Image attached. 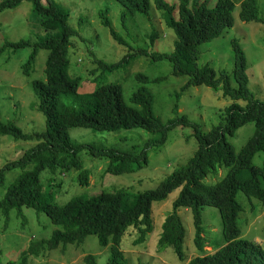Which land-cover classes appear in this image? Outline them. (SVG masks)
I'll list each match as a JSON object with an SVG mask.
<instances>
[{"label":"trees","instance_id":"1","mask_svg":"<svg viewBox=\"0 0 264 264\" xmlns=\"http://www.w3.org/2000/svg\"><path fill=\"white\" fill-rule=\"evenodd\" d=\"M24 1L33 5V15L48 35L32 44L27 40L6 42L0 46V56L10 48L18 50L31 47L28 59L23 63V72L30 74L40 49L48 50L45 65L46 79H33L31 84L38 98L37 109L46 117L44 132L27 134L14 121L0 120V136H11L15 140L35 141L34 147L26 150L18 159L6 163L0 169V187L5 184L6 175L19 169L21 174L8 187L0 199V215L9 219L12 210L26 219L23 207L34 208L48 215L53 224L59 227L51 237L33 241L21 255L18 264H31V257L54 251L67 245L84 241L88 236H96L102 247L112 246L110 264H129L122 250L124 236L133 226L139 231L135 244H143L153 231V204L165 201L171 193L181 189L174 202V208L166 215L158 246L171 248L178 258L187 261L186 241L188 230L180 214L183 208L191 209L195 225V244L203 251L205 227L202 209L205 206L217 208L223 224L224 245L218 250L195 257L190 264H264L263 248L252 241L241 239V228L237 218L243 209L237 201V194L243 192L249 198L255 197L264 204V162L262 167L253 165V158L264 153V101L250 91L247 73V56L238 40H233V77L237 87L231 84L232 76L226 71L219 75L209 64L200 65L201 46L224 35L234 26L235 4L232 0H216L209 7L202 0H179V5H170L164 0H156V7L162 12L169 29L177 35L175 49L171 52H151L137 49L133 56L147 55L153 61L168 60L173 65L175 75L189 76L183 87L184 92L191 85L205 84L221 87L224 96L232 103L226 107L222 121L209 132L202 125L192 122L187 115H178L164 122L154 111V95L144 85L134 91L130 101L126 100L124 87L119 82L100 83L94 90L79 91L80 77L69 75V48L71 39L79 36L78 31L67 24L69 13L54 0H3L0 13L15 9ZM130 14L150 17V0H117ZM105 27L111 29L113 38L119 43L128 42L114 29L109 11L101 14ZM240 18L244 22H261L257 0H244ZM123 24L128 27V15L124 13ZM159 35L149 36L154 45ZM132 53L118 62L109 63L98 59L100 68L114 70L127 62ZM137 78L142 83L149 82L144 74ZM156 78L150 81H158ZM71 95L80 100L79 107L64 104L62 97ZM181 97V93L178 96ZM246 100L242 106L238 101ZM179 113V104L176 105ZM255 123L254 136L236 154L229 137L248 122ZM181 125H192L198 141V149L189 163L163 180L156 189L138 194L126 200L125 190L102 192L93 197L78 196L64 205L54 203L43 192L41 174L49 170L60 175L75 170L83 187H88L89 172L84 168L80 153L89 150L96 158L109 160L106 174L123 175L134 172L147 164L148 150L160 148L168 141L171 130ZM72 127H85L100 132H117L120 129L143 128L155 138L148 141L140 153L124 152L115 148L98 147L91 144L73 143L69 137ZM218 167L228 169L226 176L210 185L206 178L214 175ZM49 185L55 187L50 178ZM84 264H98L96 258L87 255Z\"/></svg>","mask_w":264,"mask_h":264},{"label":"rangeland","instance_id":"2","mask_svg":"<svg viewBox=\"0 0 264 264\" xmlns=\"http://www.w3.org/2000/svg\"><path fill=\"white\" fill-rule=\"evenodd\" d=\"M3 0H0V2ZM68 11L67 24L78 31L79 36L71 39L69 48V75L80 77L79 91L90 92L100 83L119 82L124 87L126 100L130 101L134 91L141 85L146 86L154 95V111L164 121L187 115L192 122L202 125L203 132L222 121L223 113L232 100L224 96L221 87L205 84L191 85L184 92L183 87L189 76L175 75L173 65L168 60L153 61L150 56H133L137 49L151 52H171L175 49L177 35L169 29L156 7V0H150V17L130 14L117 0H54ZM170 5H179V0H164ZM235 4L234 26L224 35L201 46L200 65L209 63L217 75L226 71L232 76L231 84L237 87L233 77L234 50L232 41L238 40L247 56L248 87L255 98L264 101V0H257L261 22H244L240 18L241 4L244 0H232ZM214 7L216 0H202ZM109 11L114 29L129 45L119 44L112 36L111 29L103 25L101 13ZM128 15V27L123 24V15ZM156 32L159 37L150 44L149 36ZM48 32L37 22L33 15V5L24 1L15 9L0 13V46L6 42L30 41L32 44L45 38ZM31 47L18 50L6 49L0 56V120L14 121L24 133L44 132L45 115L37 109L38 98L32 87V80L46 79L45 65L48 50L40 49L30 74L23 72V63L28 59ZM132 57L119 68L108 70L100 68L97 58L109 63L120 61L127 54ZM144 74L150 80L142 83L138 74ZM181 97L179 98V94ZM64 104L76 107L81 105L78 98L71 95L62 97ZM246 106V100L238 101ZM179 104V113L176 105ZM255 123H246L229 137L236 154L254 136ZM69 137L73 143L91 144L98 147L115 148L124 152L138 154L144 145L155 138L143 128L120 129L117 132H100L92 128L72 127ZM35 141L15 140L11 136H0V169L8 162L18 159L26 150L34 147ZM198 149V141L192 125H181L169 133L168 141L160 148L148 150V161L142 168L123 175L106 174L109 160L92 156L89 150L80 153L84 168L89 172V186H81L79 172L72 170L65 175L57 171L52 175L49 170L41 174L43 192L58 205H64L73 197H93L102 192L125 190L126 200L140 193L156 189L166 178L186 166ZM264 153L253 158V165L262 167ZM227 168L218 167L216 174L206 178L210 185L222 180ZM15 169L6 175L5 184L0 187V199L8 187L21 174ZM50 178L55 187L49 185ZM181 189L171 193L163 202L153 204V231L143 244H135L139 231L130 227L124 236L122 250L129 264H190L197 256L212 253L221 248L225 241L223 224L217 208L205 206L202 209L205 232L203 251L195 244V225L191 209L183 208L180 214L188 230L186 241L187 261L182 262L171 248L158 246L162 226L166 215L174 208ZM242 206L237 221L241 228V239L259 244L264 250V204L255 197L249 198L243 192L237 194ZM26 219L12 210L7 220L0 215V264H18L21 255L33 241L51 237L59 227L53 224L48 215L31 207H23ZM87 255L96 258L98 264H110L112 246L102 247L96 236H88L84 241L67 245L63 250L49 251L40 257H31V264H84Z\"/></svg>","mask_w":264,"mask_h":264}]
</instances>
